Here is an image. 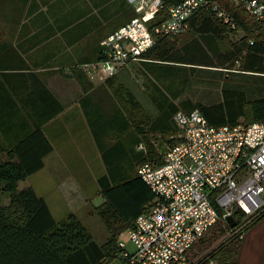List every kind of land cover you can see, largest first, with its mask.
I'll use <instances>...</instances> for the list:
<instances>
[{"label":"trees","instance_id":"1","mask_svg":"<svg viewBox=\"0 0 264 264\" xmlns=\"http://www.w3.org/2000/svg\"><path fill=\"white\" fill-rule=\"evenodd\" d=\"M182 1L184 0H161L160 11L148 21L149 29L165 21L169 16V9ZM223 7L231 18L230 23L224 24L211 12L202 10L189 19L188 33H193L201 40L211 34L234 35L239 30L242 36L231 44L229 51L209 55L203 51V47L192 42L182 50L177 48V39L164 36L155 38L154 46L143 54V61L163 63L168 82L181 79L179 71H185L186 66H190V69H215L225 73L242 72L264 76V19L256 20L241 6L224 3ZM134 16L132 12L130 18ZM95 58V61L99 60V53ZM76 66L71 68V77L86 91L87 87L84 88V85L87 77ZM109 80L105 83H109ZM181 80L183 84H188L187 78ZM164 89L159 88V98L156 96L152 99L157 113L155 117H149L133 95L129 93L123 96L118 90L117 100H114L116 108L110 113V117L103 120V116L95 112L98 116V120L94 121L96 126L90 123L105 164V174L97 180L103 203L93 210L109 237L103 245L93 239L75 215L69 214L65 219L56 221L44 200L32 188L18 190V183L41 169L42 159L52 151L38 128L31 140H36L39 136L41 147L44 146L45 150L39 153L35 164H30L34 159L30 155L33 151L29 150L35 144L30 145V141L16 148V160H12L11 156L7 162L0 163V264H110L116 259L121 264H127L120 258L118 239L133 226L135 218L147 210L153 200L148 187L138 178L136 169L144 163L160 164L164 154L176 143L173 136L178 131L173 122L174 114L178 111L189 113L198 110L212 126L234 125L240 120H244L246 124L264 123V97L249 102L241 92L223 91L222 102L214 105L211 102L192 103L189 99L175 104L173 100L180 98L179 94L170 95L168 87L165 86ZM43 93L52 100L55 109L50 111L45 104V116H40L41 124L62 111V106L45 86ZM120 101L125 103L123 107L120 106ZM154 136H159L162 146L153 141ZM139 144L143 150L135 152L134 148ZM22 145L23 152L20 151ZM131 153L134 154L132 158ZM218 213L221 218L222 212ZM232 216L239 223L244 214L236 211ZM263 218L264 211L249 220L242 228V234L229 235L218 247L198 259L197 264H237L240 235ZM220 224L230 231L235 229L219 220L207 242L211 243V238L216 239L223 234L224 229ZM204 238L198 243H204Z\"/></svg>","mask_w":264,"mask_h":264},{"label":"crops","instance_id":"2","mask_svg":"<svg viewBox=\"0 0 264 264\" xmlns=\"http://www.w3.org/2000/svg\"><path fill=\"white\" fill-rule=\"evenodd\" d=\"M130 8L124 0H0V36L5 37L0 40V163L11 156L16 160V148L30 141V145L35 143L29 150L33 151L30 155L34 159L30 164H35L39 153L45 150L39 136L31 140L39 129L52 151L42 159V168L18 183L17 188L20 185L32 188L56 221L59 219L52 213L50 203H75L83 207L89 202L88 181L95 188L98 178L105 174L90 123L96 126L95 112L107 120L115 110L111 94L108 108L105 97L98 92L102 86L91 80L83 91L71 77V68L95 61L99 42L125 24ZM8 14H15L14 20ZM224 36L211 34L201 39L208 41L211 51L196 35L191 40H176V44L183 50L192 42L209 55H219L229 51L232 43L226 40H231L230 36L226 39ZM63 69L64 77L59 74ZM165 70L161 62L142 61L131 64L115 77L130 84V93L143 109L147 105L136 97V90L147 93L151 108L155 109L152 99L159 98ZM43 86L62 106V111L41 124L45 104L50 111L55 109L52 100L43 93ZM23 150L22 145L20 151ZM134 150L139 152L143 147L139 144ZM69 214L73 213L66 216ZM237 264H264V218L242 235Z\"/></svg>","mask_w":264,"mask_h":264},{"label":"built area","instance_id":"3","mask_svg":"<svg viewBox=\"0 0 264 264\" xmlns=\"http://www.w3.org/2000/svg\"><path fill=\"white\" fill-rule=\"evenodd\" d=\"M124 1L135 16L99 42V60L84 65L89 78L105 82L143 61L155 38L186 34L189 19L199 11L230 23L221 1L241 6L256 20L264 19L263 0H184L169 9L165 21L149 29L161 0ZM173 122L176 143L161 163L136 169L153 200L124 232L132 249L118 241L120 258L127 264H197L190 251L219 220L226 222L236 211L245 216L264 211L263 122L212 126L198 110L178 111Z\"/></svg>","mask_w":264,"mask_h":264},{"label":"rangeland","instance_id":"4","mask_svg":"<svg viewBox=\"0 0 264 264\" xmlns=\"http://www.w3.org/2000/svg\"><path fill=\"white\" fill-rule=\"evenodd\" d=\"M224 3H225L224 1H221L222 7H223ZM128 14H129V18H127L126 22H128L129 20L132 19V18H130L132 16V9L131 8L129 9ZM8 15H10L11 19H13V20L16 16L15 14H8ZM0 24H1V19H0ZM0 32H1V29H0ZM224 35H225L224 36L225 39L228 38L229 36L231 37L232 41L229 38L226 39V40H229L228 43L230 44L231 42L233 43L236 41V39L240 38L242 36V33L239 30L238 31L236 30L234 35L233 34H226V33H224ZM193 36H194L193 33L187 32L186 34L179 36L175 39L179 40L181 38H184V40H191V38ZM0 40H5V37L0 36ZM200 41L202 42L203 46L208 51H211V46L208 44V41H206V40L205 41L200 40ZM86 42H87V40H86ZM135 64H139V63H135ZM237 66H238V64L235 65V68ZM76 68H78L79 70H82L84 72V74L86 75L87 79H85L86 80L85 82L88 83L91 80L92 81L94 80L95 82H98V84H100V86H102L101 89H99V91L98 90L97 91L99 92V94L101 96L105 97V101L107 102L106 106L108 108L111 105L110 94L113 97V101L114 100L116 101L117 100L116 99V93L118 90L124 94L123 96L130 93V89L128 88V87H130V84L127 81L126 82L119 81L118 78L115 77L118 73L114 76L115 79H113L114 77H112L111 80L107 79L110 81L109 83H111V82L113 83V85L111 84V87L108 88L107 85H109V83H105L106 81L103 82L102 80H100L101 77L89 78L86 70L84 69V65L79 64L76 66ZM185 69H186L185 71L180 69L179 73L181 75L180 76L181 79H183V78L188 79V84H187L188 86L185 85V83L183 84V81L181 79L174 80L173 82H168V80L166 81V79H164V78L161 79L160 89L165 90L164 87L167 86L168 87V93L170 95L171 94L172 95L179 94L178 97H180V98L173 100L175 104H178L183 99H189L192 103L208 104L211 102V105H214V104L222 102V92L223 91L241 92L245 95V97L247 98V101H249V102H254V101L260 100L264 97V76L255 75V74H247V73H242V72L241 73H235L234 72L235 73L234 74V73H225V72H220V71H215V70L208 71L209 69L208 70L190 69V68H185ZM65 73H66L65 69L59 70V74L61 76L64 77ZM162 77H166V75L164 73H162ZM67 78H69V77H67ZM87 83H85L84 88L88 87ZM78 84H79V82H78ZM80 87H81V85H80ZM130 94L133 95L132 93H130ZM146 96H147V93H141L138 90H136V97L139 100H141V102L143 104L147 105V109L146 110L144 109V112L147 115H149V117L150 116L155 117L156 115L153 116V114L156 113V110L154 108H151V103L149 102V100L147 99ZM133 97H134V95H133ZM135 100L137 101V99H135ZM115 101L113 104V109L116 108ZM123 101H120V106H122V107L125 105V103ZM170 101L171 100L169 99V102ZM239 122L246 124L244 122V120H240ZM153 141L158 142L157 144L162 146V143L159 140V136H154ZM95 174L99 175V172L95 171ZM91 182L92 181H88V183L90 185L88 186L89 188L87 190L89 202L86 205H84L83 207L80 208V206L76 205L75 203H69L66 205H58V204L50 203L49 207H50L52 213L54 214V216L59 220L65 219L67 213H73V215H75L77 217V219L87 229V231L90 233V235L93 237V239L99 245H103L106 243V241L108 240L109 237H108V234L106 232L104 225L99 220V218L96 216V214H94V212H93L94 208L99 207L103 203V198L99 194V190H98L97 185L94 188V187H92ZM21 186L22 185H20V187H18V190L25 188V187L21 188ZM260 213L261 212L254 214L252 216H245L244 215L240 219L239 223H237V218L234 219V217L232 216L233 214H232L231 216L233 217V220L235 223V226L233 228H235V229H233V231L232 230L230 231V229H226L224 227H221V224H220V227L222 228V230L224 229L223 234L220 237H217L216 239L211 238V243H209V242H207V239L210 236H212V234L214 233V231H215V227H214L204 238L205 242L200 243V244L199 243L196 244L194 246V248L192 249V251H190L191 259L192 260H198V259L202 258L205 254H207L212 249L218 247L221 243H223L229 235L231 236L232 234H234V235L238 236V234H242L241 233L242 228L245 225H247L249 220H252L253 218H255ZM237 225H238V227H237ZM118 241L125 242L127 244V250L128 251H130L132 249L131 245L128 244L127 237L124 233L119 237ZM110 264H121V262L118 259H116L113 262H111Z\"/></svg>","mask_w":264,"mask_h":264},{"label":"water","instance_id":"5","mask_svg":"<svg viewBox=\"0 0 264 264\" xmlns=\"http://www.w3.org/2000/svg\"><path fill=\"white\" fill-rule=\"evenodd\" d=\"M226 222L229 225V227H231V228L235 226V223H234V220H233L232 216L226 217Z\"/></svg>","mask_w":264,"mask_h":264}]
</instances>
